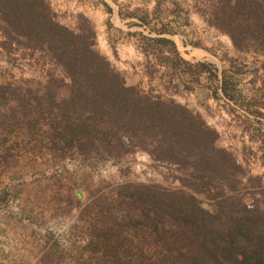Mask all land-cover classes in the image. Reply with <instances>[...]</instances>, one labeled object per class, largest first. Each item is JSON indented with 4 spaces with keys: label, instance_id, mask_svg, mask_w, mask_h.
<instances>
[{
    "label": "rangeland",
    "instance_id": "rangeland-1",
    "mask_svg": "<svg viewBox=\"0 0 264 264\" xmlns=\"http://www.w3.org/2000/svg\"><path fill=\"white\" fill-rule=\"evenodd\" d=\"M211 4L214 23L218 2ZM163 47L171 55L160 53L159 59L171 57L180 72L200 81L202 109L173 96L181 91L170 89L164 96L159 88L132 85L110 63L129 86L186 107L217 132L211 119L220 121L218 110L205 99L218 87L216 62L186 65ZM5 53L15 66L2 64L0 56V86L20 87L26 96L43 97L48 91L68 96L70 79L62 68L40 53ZM52 78L62 84H49ZM254 120L240 118L252 144L238 145L237 125L226 128L225 141L218 134L215 146L231 153L236 166L215 155L212 167L201 164L202 184L192 177L191 158L182 159L186 167L163 163L134 145L118 159L95 160L93 154L85 158L73 149L54 148L38 139L37 130L30 141L26 133L0 130V139L8 138L0 147V264H242L235 258L244 259L240 245L248 251L264 248V141L258 143L262 132L254 130L264 128V121ZM230 136L238 148L227 147ZM196 186L204 192H194ZM231 247L233 252L221 253ZM247 262L254 263L253 256Z\"/></svg>",
    "mask_w": 264,
    "mask_h": 264
},
{
    "label": "trees",
    "instance_id": "trees-1",
    "mask_svg": "<svg viewBox=\"0 0 264 264\" xmlns=\"http://www.w3.org/2000/svg\"><path fill=\"white\" fill-rule=\"evenodd\" d=\"M217 2L214 26L230 36L238 51L264 54V0ZM0 35L4 51L27 50L30 57L40 53L42 59L62 68L70 79L69 94L64 99L55 91L43 97L26 96L28 92L25 94L20 87L0 86L3 132L26 133L30 141L35 140L33 132L37 130L38 139L49 141L54 148L73 149L85 158L93 154L95 160L118 159L134 145L163 163L186 167L182 159L191 158L192 177L200 184L205 181L201 167H212L215 155L221 156L224 163L236 164L231 153L215 146L218 133L198 114L172 100L129 86L96 50L93 32L63 25L49 0H0ZM160 43L176 53L171 41ZM221 80V90L227 96L225 77ZM48 83L62 84L55 78ZM7 140L6 136L0 139V147ZM148 143L154 151L149 150ZM188 145L193 147L186 148ZM206 184L212 186V178ZM238 184H231V191ZM192 190L204 192L197 186ZM225 192L218 194L224 196ZM241 246L244 259L236 255L238 262L247 264V256H253L252 264H264L263 247L251 246L248 251L247 245ZM225 250L221 253H231L233 247Z\"/></svg>",
    "mask_w": 264,
    "mask_h": 264
},
{
    "label": "crops",
    "instance_id": "crops-1",
    "mask_svg": "<svg viewBox=\"0 0 264 264\" xmlns=\"http://www.w3.org/2000/svg\"><path fill=\"white\" fill-rule=\"evenodd\" d=\"M213 1L216 0H49L63 25L75 30H80L81 22L89 26L96 50L132 85L159 88L164 96H169L170 89L181 91L173 96L202 109L197 102L200 81L180 72L171 57L159 59L160 53L171 55L160 41L174 43L176 57L186 65L215 61L218 87L205 99L217 108L220 121L211 119V125L219 140L224 141L228 138L227 127H241L242 142L238 145L243 147L255 140L244 130L240 118L264 121V55L238 51L230 36L214 26L210 12ZM6 55L0 47L1 63L14 67L11 56ZM223 76L227 96L221 90ZM254 130L262 132L258 143L263 142L264 128ZM234 137L230 136L227 144L231 149L238 148Z\"/></svg>",
    "mask_w": 264,
    "mask_h": 264
}]
</instances>
